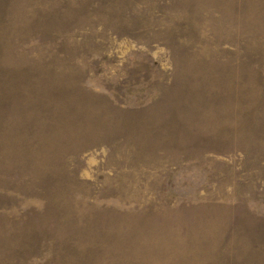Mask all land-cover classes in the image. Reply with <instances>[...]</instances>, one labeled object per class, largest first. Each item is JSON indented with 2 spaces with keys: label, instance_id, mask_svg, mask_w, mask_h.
<instances>
[{
  "label": "rangeland",
  "instance_id": "rangeland-1",
  "mask_svg": "<svg viewBox=\"0 0 264 264\" xmlns=\"http://www.w3.org/2000/svg\"><path fill=\"white\" fill-rule=\"evenodd\" d=\"M0 264H264V0H0Z\"/></svg>",
  "mask_w": 264,
  "mask_h": 264
}]
</instances>
